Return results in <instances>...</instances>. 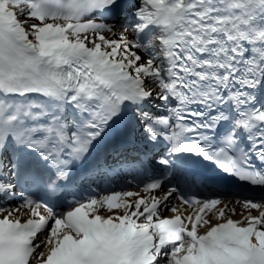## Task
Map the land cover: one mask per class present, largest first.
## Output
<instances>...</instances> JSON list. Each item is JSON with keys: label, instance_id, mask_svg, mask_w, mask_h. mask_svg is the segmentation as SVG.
<instances>
[{"label": "snow or ice", "instance_id": "snow-or-ice-1", "mask_svg": "<svg viewBox=\"0 0 264 264\" xmlns=\"http://www.w3.org/2000/svg\"><path fill=\"white\" fill-rule=\"evenodd\" d=\"M0 264H264V0H0Z\"/></svg>", "mask_w": 264, "mask_h": 264}]
</instances>
